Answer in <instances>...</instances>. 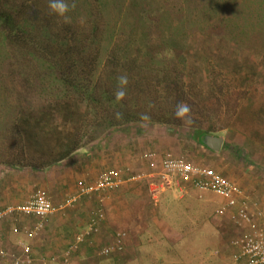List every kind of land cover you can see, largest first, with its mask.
Masks as SVG:
<instances>
[{"label":"trees","instance_id":"trees-1","mask_svg":"<svg viewBox=\"0 0 264 264\" xmlns=\"http://www.w3.org/2000/svg\"><path fill=\"white\" fill-rule=\"evenodd\" d=\"M48 3L0 0V168L42 171L83 148L85 140L102 145L112 133L135 139L154 123L174 122L206 146L204 137L213 129L196 126L194 119L186 126L174 115L177 103L193 102L192 95L176 90L173 61L182 60L187 36L195 30L227 38L221 20L210 19L207 27L197 22L189 15L188 0H167L173 11L165 13L153 12L145 0H75L71 23L65 24L49 14ZM260 33L264 28L249 40L255 44ZM120 75L129 83L117 102ZM99 245L84 242L66 262L60 256V264H75L70 262L74 253ZM98 255L91 261L107 259ZM108 258L115 261L114 254Z\"/></svg>","mask_w":264,"mask_h":264},{"label":"rangeland","instance_id":"rangeland-1","mask_svg":"<svg viewBox=\"0 0 264 264\" xmlns=\"http://www.w3.org/2000/svg\"><path fill=\"white\" fill-rule=\"evenodd\" d=\"M145 1L153 12L159 8L164 13L166 10L173 11L167 0L166 2ZM182 1L186 2V0ZM188 2L187 7L192 12L189 15L197 22L207 27L208 23L218 18L228 27L227 31L221 29L224 35L228 36L227 38L206 33L207 29L202 32L200 30L191 32L186 39L187 47L184 49L182 60L173 61L175 75H172L176 82V90L192 95L193 104L190 107L194 124L213 129L210 135L222 136L221 148L219 151L206 150L201 144L189 138L185 132L186 129L183 132L174 122L170 124L171 126L154 123L151 130H145L144 134L138 135L135 139L112 133L110 140L105 142L104 148L105 150L109 148V152H113L109 154V159L115 156L116 161L119 162L130 153L132 156L130 171L134 174H139L141 171L138 169H143L148 161L142 155L146 150L153 151L151 160L154 162H159V159L162 160L163 155L166 154L165 156L182 157L191 163H203L229 178L241 179L243 185L240 187L244 188L245 192H249L248 196L253 200L264 206V33L257 34L259 38L256 37L255 44L249 40L252 34L255 35L254 33L264 28V0H188ZM210 19L214 20L209 22ZM167 24V21L163 23L164 26ZM169 25L173 29V25L171 23ZM199 27L201 28V25ZM231 32H234L235 37L231 35ZM85 142L84 147L89 148L87 151L96 144V140L89 143L85 140ZM101 149L103 150V147ZM96 152L100 155L99 151ZM108 162L111 161L108 160ZM59 164L52 168H58ZM104 168L100 169L101 174L107 170L106 167ZM121 170L124 169L121 168ZM230 179L233 181L232 178ZM144 183L149 187V181ZM31 193L35 192H29L28 195ZM202 194L203 198L198 200L191 195L184 201H170L171 206L176 205V207L184 202L194 204L193 209L185 216L184 224L182 222L179 226L176 225L178 212L174 210L175 208L161 211L162 218L170 225H176L183 239L176 240L158 231L149 230L150 227L154 230V223L148 221L147 232L137 238L136 236L128 238L126 248L130 250V257L120 258L124 260L123 262H111L113 258L98 255L99 260L107 258L99 264H149L146 255H150L154 260L150 264H162L161 259L179 263L177 259L181 256L189 258L186 264H190V261L192 264L197 263L199 259L192 260L188 255L190 251L201 252L209 259V264L222 262L219 259V253L215 255L213 253L215 249L219 251L221 244L227 248L232 238L238 234V229L229 211L221 216L216 213L223 203L220 204L223 201L222 197L207 191ZM49 198L53 205L57 204L51 195ZM154 201L152 199L150 202L152 210L155 208ZM170 203L166 201L164 205ZM9 206L13 205L7 207ZM75 206L76 204L58 212L65 213ZM152 210L149 212L151 216L152 213L155 214ZM18 214L19 212L14 211L0 219H7V222L2 224L4 230L8 231L6 240L4 239L5 245L23 242L36 248L41 256L44 254L41 250L42 241L38 239L41 231L30 236V231L33 229V223H29L31 216L27 215L29 218L26 217L28 218L26 224L22 222L20 231L16 233L13 230L14 226L10 219L14 215L15 219L20 217L21 215ZM193 215L196 216V220L192 218ZM50 218L51 215L48 219ZM33 242L36 246H33ZM103 243L105 244L106 241L103 240ZM5 250L16 253L13 248ZM223 251L222 248V253ZM207 252L209 254H206ZM226 260L228 264H236L231 254H228ZM55 263L59 264L57 260ZM82 263L86 264L84 261ZM88 264L98 263L89 261Z\"/></svg>","mask_w":264,"mask_h":264},{"label":"crops","instance_id":"crops-1","mask_svg":"<svg viewBox=\"0 0 264 264\" xmlns=\"http://www.w3.org/2000/svg\"><path fill=\"white\" fill-rule=\"evenodd\" d=\"M104 144L97 146L93 145L89 151H87L89 148L83 146V148L62 160L60 164L58 163V168L49 167L42 169V171H33L31 168L14 169L5 167L0 169V208H5V206L8 205L18 206L29 198L32 194L28 195L29 192L36 191L44 192L48 196L51 195L53 201L59 205L73 196L79 186L95 182L102 172L100 171L101 168L124 169L121 170L123 180L118 185L105 192H101V194H94L87 198H83L76 204L75 208L66 211L65 213L60 214L58 212L60 210L58 209L54 211L38 236V239L42 241L41 250L44 254L40 256L36 248H32L28 245L30 247L29 256L33 259L31 264H56V260L60 264V256L63 250L62 247H65L72 242L75 233L85 229L90 216L96 214L100 209L102 210V213L104 210V218L98 222L95 233L87 238L85 245L88 243L94 244L97 241L102 246H114V249L110 254H114L115 256L114 262H123L124 260L122 259V261L120 258L125 256L130 257V250L126 248L127 240L131 236L134 238L136 236L137 238L142 233L147 232L149 229L148 221L154 223V230L151 229V227L149 230L155 232L158 231L162 235L176 240L183 239L182 235L177 231L176 225L179 226L182 222L184 224L186 221L185 216H187L190 210L193 209L194 204L184 202L178 204L176 207V205L171 206L170 201H184V199L191 195L197 200L202 199L203 192L194 189L186 182H180V186H177L175 181H173L170 187L161 188L158 190L157 194L152 195L149 190L152 186L148 187L144 182H158L159 179L157 178V173L161 167V159H159V162H154L150 159L151 157L147 158L148 161L144 164V168L138 169L141 172H139V174H134L133 171H130V168L132 167V156L130 153H128L127 156H125V159L121 162L118 160L116 161L115 156H112V158L109 159V154L113 152H109V148L105 150L104 147L106 146ZM102 147L103 150L101 149ZM107 147H109V145H107ZM205 148L206 150L213 151L207 146H205ZM96 151H99L100 155H98ZM165 155H163V158L166 157ZM108 160L111 162H108ZM196 164L205 165L203 163ZM47 170L49 171L48 173ZM128 175L132 178L128 177ZM224 176L229 178L226 175ZM230 178H232L237 185H243L241 179L236 177ZM53 187L55 188L52 189ZM152 199L155 200L153 204V207H155L153 208L154 210L150 209V202ZM166 201H169L170 204L164 205ZM222 202L224 201H221L220 204ZM148 208L154 211L155 214L152 213L151 216L149 213L150 210H145ZM168 208H175L174 210L178 212L176 225H170L161 216V211ZM18 215L21 216L15 219L14 215V217L10 219L12 226H14L12 228L16 233L20 231L22 222L26 224V221L29 218V215L27 216L21 213ZM192 218L194 220L197 219L195 215H193ZM2 220H4V222H0V250L13 248L15 252L20 255L22 250L18 244L11 243L10 246L5 245V237H7L8 231L4 230L2 224H4L5 221L7 222V219ZM35 222L36 220L33 217L30 218V224L33 223L32 225L34 226ZM16 233L14 234L17 235ZM120 234H123V236L117 237V235ZM103 240L106 241L105 244L103 243ZM33 243V246H36V243ZM116 244L119 246L115 247ZM99 246L97 247V250L94 249V251L91 250V247L86 246V250L83 249L79 253H74V255L71 256L70 262L74 261L75 264H81L82 261H84L88 264L89 258L90 262H92V255L98 254ZM219 248V251H216L215 249V253H213V255H215L218 252L220 255L218 256L222 262L218 264H228L226 258L228 259V254L232 253L230 245H228L227 248H224V245L221 244ZM222 248L224 250L223 253ZM206 254H209V252ZM188 255L192 260L193 258L199 259V261L194 264H209V259L201 254V252L190 251L188 252ZM146 257L149 259L150 263L154 262L150 255H146ZM41 258H44V260ZM188 259L181 256L177 259L179 260V263L177 261L173 263L170 260L164 261L163 259H161V262L162 264H186ZM190 264H192V261H190Z\"/></svg>","mask_w":264,"mask_h":264},{"label":"built area","instance_id":"built-area-1","mask_svg":"<svg viewBox=\"0 0 264 264\" xmlns=\"http://www.w3.org/2000/svg\"><path fill=\"white\" fill-rule=\"evenodd\" d=\"M145 157L149 158L152 155H145ZM157 178L159 179L157 183L149 184L152 186L150 189L152 195L157 194L161 188L170 187L175 181L177 186H180V182H186L194 189L212 192L222 197L224 202L216 210V213L221 216L229 211L233 223L238 229V234L230 242L234 261L236 264H264V206L248 196L242 187L216 169L188 162L182 157L167 156L163 158ZM122 180L121 170L110 169L103 172L92 184L80 186L79 192L57 206L53 205L46 193L37 191L22 204L0 210V219L14 211L33 217L36 222L30 231V236H32L44 228L46 220L57 209L62 210L74 206L82 197L101 194V192L118 185ZM103 217L101 209L90 216L85 229L78 231L72 242L62 252L61 256L65 258V262L71 251L78 249L80 244L95 233L96 226ZM121 236L123 234L117 235V237ZM18 245L22 250L20 255L5 249L0 250V264L32 263L33 259L29 256L30 247L23 242H18ZM113 249L114 246L103 245L99 247L98 253L107 257ZM41 259L44 260V258Z\"/></svg>","mask_w":264,"mask_h":264},{"label":"clouds","instance_id":"clouds-1","mask_svg":"<svg viewBox=\"0 0 264 264\" xmlns=\"http://www.w3.org/2000/svg\"><path fill=\"white\" fill-rule=\"evenodd\" d=\"M76 7L75 0H49L48 8H49V14L55 15L59 18V21L62 23H71V17L68 15V13L71 10H74ZM83 20H81V23ZM128 77L127 75H120L117 77V87L114 92V97L117 102L122 101L126 94H127V85H128ZM191 107L181 101L176 104L175 106V112L174 115L177 119L181 120L182 122L186 124L193 123V118L191 115ZM117 117H119L121 114L117 113ZM142 120H147L148 116L146 114H143L141 116Z\"/></svg>","mask_w":264,"mask_h":264},{"label":"water","instance_id":"water-1","mask_svg":"<svg viewBox=\"0 0 264 264\" xmlns=\"http://www.w3.org/2000/svg\"><path fill=\"white\" fill-rule=\"evenodd\" d=\"M222 142V136L208 134L204 137L205 145L213 151H219Z\"/></svg>","mask_w":264,"mask_h":264}]
</instances>
